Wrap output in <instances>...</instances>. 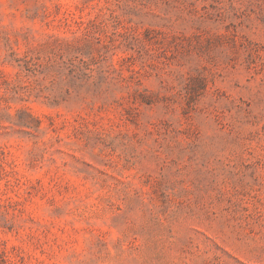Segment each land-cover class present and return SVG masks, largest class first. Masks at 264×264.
Returning <instances> with one entry per match:
<instances>
[{
  "label": "rangeland",
  "instance_id": "1",
  "mask_svg": "<svg viewBox=\"0 0 264 264\" xmlns=\"http://www.w3.org/2000/svg\"><path fill=\"white\" fill-rule=\"evenodd\" d=\"M0 264H264V0H0Z\"/></svg>",
  "mask_w": 264,
  "mask_h": 264
}]
</instances>
